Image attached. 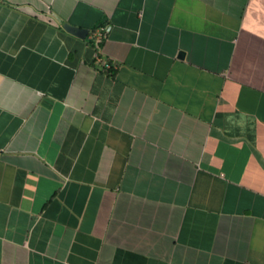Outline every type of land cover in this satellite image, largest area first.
Listing matches in <instances>:
<instances>
[{"label":"crops","instance_id":"obj_1","mask_svg":"<svg viewBox=\"0 0 264 264\" xmlns=\"http://www.w3.org/2000/svg\"><path fill=\"white\" fill-rule=\"evenodd\" d=\"M0 264H264V0H0Z\"/></svg>","mask_w":264,"mask_h":264},{"label":"built area","instance_id":"obj_2","mask_svg":"<svg viewBox=\"0 0 264 264\" xmlns=\"http://www.w3.org/2000/svg\"><path fill=\"white\" fill-rule=\"evenodd\" d=\"M111 26H103V27H99L98 29H96L92 34L91 37L92 39L99 44L100 42H102V40L105 38L106 34L110 31ZM113 68V64L111 61H106L103 67V71L107 74H109L111 72Z\"/></svg>","mask_w":264,"mask_h":264},{"label":"water","instance_id":"obj_3","mask_svg":"<svg viewBox=\"0 0 264 264\" xmlns=\"http://www.w3.org/2000/svg\"><path fill=\"white\" fill-rule=\"evenodd\" d=\"M65 29L67 31H69L70 33H72L78 37H81V38H85L89 32L88 29H86V28H80V27L73 26L70 24H66Z\"/></svg>","mask_w":264,"mask_h":264},{"label":"trees","instance_id":"obj_4","mask_svg":"<svg viewBox=\"0 0 264 264\" xmlns=\"http://www.w3.org/2000/svg\"><path fill=\"white\" fill-rule=\"evenodd\" d=\"M103 25L101 24L100 26H97L93 31H95L96 29H98L99 27H102Z\"/></svg>","mask_w":264,"mask_h":264}]
</instances>
